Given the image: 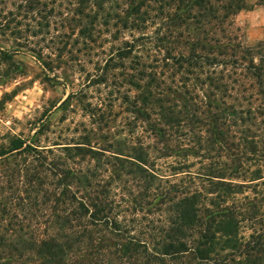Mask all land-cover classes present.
<instances>
[{"label":"rangeland","instance_id":"rangeland-1","mask_svg":"<svg viewBox=\"0 0 264 264\" xmlns=\"http://www.w3.org/2000/svg\"><path fill=\"white\" fill-rule=\"evenodd\" d=\"M159 1L0 0V188L4 187L6 198L11 197L6 184L12 172L8 164L12 170L16 165L23 167L26 160L16 152L10 153L18 140L25 143L24 148L33 146L47 156L46 166L63 156L62 148L74 147L86 136L99 148L112 152L118 147L125 152L165 148V139L153 135L152 125L160 117L152 116L153 123L149 121L143 102L151 91L177 117L192 107L207 111L205 105L210 101L206 97L214 93L215 105L225 119L223 144L205 143L206 129L201 125L193 128L171 123L167 127L163 121L160 127L172 135L173 148L182 144L195 150L187 158L174 153L171 158L158 160L155 165L162 175L180 182L188 173L194 177L211 169L235 183L247 181L246 189L240 190L242 194L235 199L264 198V100L259 81L250 70L251 62L264 69V45L258 47L264 44V6L258 0H246L248 9L225 26L238 48L236 57L217 56L218 63L206 68L205 73H215L213 87L222 86L215 91L206 74L198 71L192 76L186 73L187 67L163 61L167 49H173V56L178 57L188 56L189 47L168 36L176 22L167 19V10L160 9ZM139 2L144 3L143 16L136 24V17L130 13L132 4ZM183 30L180 27L175 34ZM164 37L169 44L161 49L160 39ZM131 49L134 52L126 61V69L111 70L112 60ZM247 50L253 51V56L243 54ZM137 61L149 67L147 73L156 75L154 82L142 78L130 84L126 75L134 73L130 66ZM70 97L71 104L64 108ZM133 103H137L135 108ZM153 108L158 113V108ZM191 129L194 136L189 134ZM249 145L256 150L246 152L243 160L249 173H237L236 156ZM254 174L260 179L249 182ZM262 211L264 214V207ZM251 228L250 222L244 223L242 235H251Z\"/></svg>","mask_w":264,"mask_h":264},{"label":"trees","instance_id":"trees-1","mask_svg":"<svg viewBox=\"0 0 264 264\" xmlns=\"http://www.w3.org/2000/svg\"><path fill=\"white\" fill-rule=\"evenodd\" d=\"M134 3L130 15L136 17L137 24L142 20L144 3ZM159 3L161 10H167V19L176 22L175 30L168 36L189 47L188 56L178 57L173 56V49H167L163 61L172 60L181 68L187 67L186 73L192 76L198 71L206 74L213 87L215 73L205 70L218 63L217 56L236 57L238 47L224 28L231 18L248 9L246 0ZM258 4L264 6V0H258ZM180 27L184 30L175 34ZM160 43L161 49L169 44L166 37ZM133 52L131 49L119 53L112 60L111 70L126 69ZM252 52L243 54L250 57ZM130 67L134 72L126 75L130 84L142 78L154 82L156 75L147 73L149 67L145 64L131 62ZM250 70L259 81L264 100V69L251 62ZM221 87L213 88L219 91ZM148 99L152 101L147 103ZM206 99L210 101L205 105L207 111L191 106L177 119L172 108L165 109L163 101L149 92L143 101L147 118L153 123L152 116L160 117L152 125L153 135L166 142L165 148L155 152L150 148L125 152L119 147L112 152L99 148L86 136L74 147L62 148L63 156L55 157L48 167L47 156L40 150L33 146L24 148L21 140L13 143L10 153L16 152L26 160L23 167L14 165L12 170L8 164V171L12 172L7 175L6 184L11 197L6 198L4 187L0 188V264H264V198L235 199L242 194L240 190L246 189L247 181L235 183L222 172L210 169L207 174L193 177L188 173L187 179L172 182L156 168L160 159L171 158L174 153L187 158L195 150L182 144L173 148L172 135L160 127L163 121L167 127L171 123L193 128L201 125V129H206L205 143H224L223 113L215 105L214 93ZM72 100L70 97L63 107ZM136 104L133 103L134 108ZM153 107L158 108L159 114ZM189 134L194 136V129ZM243 150L241 156H236L237 173L247 174L243 160L246 152L256 150L252 145ZM252 176L249 182L260 179L257 174ZM246 222L252 224L248 237L241 233Z\"/></svg>","mask_w":264,"mask_h":264}]
</instances>
